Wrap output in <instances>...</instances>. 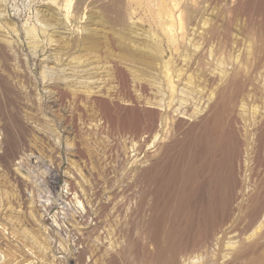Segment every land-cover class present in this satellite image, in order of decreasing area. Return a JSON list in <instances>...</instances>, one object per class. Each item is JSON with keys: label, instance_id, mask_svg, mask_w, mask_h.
Here are the masks:
<instances>
[{"label": "rangeland", "instance_id": "374dc122", "mask_svg": "<svg viewBox=\"0 0 264 264\" xmlns=\"http://www.w3.org/2000/svg\"><path fill=\"white\" fill-rule=\"evenodd\" d=\"M260 15L264 0H0V264H264V76L212 106L245 54L264 59Z\"/></svg>", "mask_w": 264, "mask_h": 264}, {"label": "bare ground", "instance_id": "6f19581e", "mask_svg": "<svg viewBox=\"0 0 264 264\" xmlns=\"http://www.w3.org/2000/svg\"><path fill=\"white\" fill-rule=\"evenodd\" d=\"M151 1V0H150ZM161 0H159L160 2ZM197 1V0H196ZM194 2V1H193ZM163 3V2H162ZM181 2H179L180 4ZM167 4V3H166ZM159 5V4H158ZM198 5V4H196ZM164 6V5H163ZM159 8V7H158ZM167 8V7H166ZM180 8V6H179ZM197 8V7H196ZM161 9V8H160ZM183 9V8H182ZM159 10V9H158ZM157 10V11H158ZM163 10V9H162ZM174 10V9H173ZM172 10V11H173ZM176 10V9H175ZM185 10V9H184ZM161 11V10H160ZM186 11V10H185ZM175 12V11H174ZM159 13V12H158ZM165 13V12H164ZM161 14V13H160ZM181 14V13H180ZM254 13H250V15H248L249 17V23L251 24V30L253 29L254 31L258 32L259 29V26L261 25V23H257V17H255L253 15ZM159 15V14H157ZM153 16V15H152ZM156 16V15H155ZM161 16V15H160ZM182 16V15H181ZM168 17V16H167ZM161 18V17H160ZM169 18V17H168ZM261 19V21L263 22L264 21V15H260L258 16V19ZM155 19V18H154ZM163 19V18H161ZM157 20V18H156ZM171 21V20H170ZM169 21V22H170ZM185 21V20H184ZM157 23V22H156ZM164 24V23H163ZM162 24V25H163ZM168 24V23H167ZM187 24V22H186ZM185 24V26H186ZM258 24V26L256 25ZM168 26V25H167ZM171 26H172V23L169 24L168 26V31L170 32L172 29H171ZM180 26V25H179ZM181 26H182V22H181ZM180 26V29H182ZM212 27V26H211ZM216 27V26H215ZM185 28V27H184ZM215 28H211L209 31L211 30H214ZM180 33H181V30H179ZM167 32V31H166ZM173 33V32H172ZM184 33V32H183ZM186 33V31H185ZM168 33H166L167 35ZM258 35V34H257ZM257 35H253L255 38H258V39H255L257 41L260 40V37L262 36L264 38V33L263 34H260V36L258 37ZM168 36V35H167ZM179 36V35H178ZM173 37H174V34H173ZM172 37V38H173ZM171 39V36L169 37ZM176 38V37H175ZM183 38V37H181ZM253 38V37H252ZM172 40V39H171ZM256 41V42H257ZM177 43V41L175 42ZM173 45V44H172ZM177 46V45H176ZM182 46V45H181ZM222 48V47H220ZM173 49V48H172ZM253 49V47L251 48ZM0 50L2 51L0 54L2 56L4 50L2 48H0ZM222 50V49H221ZM173 51V50H172ZM231 50L228 51V56H230V52ZM221 52V51H220ZM230 52V53H229ZM225 54V53H224ZM232 54V53H231ZM220 56V55H219ZM222 56V55H221ZM226 56V55H225ZM219 59L222 60L221 57H218ZM225 59V57H224ZM229 59V57L227 58ZM227 59L226 62H227ZM218 60V59H217ZM243 60H246V62H243V63H239L237 62V64L232 68V70L229 72V75H228V79H227V83H225V87L223 86L222 88V91H218L217 92V99L215 100L214 102V105L212 104V106L217 107V106H221V108L226 105V104H233L235 102H238L240 99H244L246 97H256V94L255 93V89H257V82L259 81V79L261 78V76H264V59L263 57H261L258 53V49L256 48V51H249L248 54H245V57L243 58ZM234 61V60H233ZM239 61V60H238ZM219 62V61H218ZM226 62H224L226 64ZM223 63V65H224ZM230 63H233V62H230ZM246 63V64H245ZM222 64V63H221ZM226 66V65H225ZM227 67V66H226ZM117 68V67H116ZM228 70V69H227ZM226 71V70H225ZM224 72V71H223ZM172 73V72H171ZM222 73V72H221ZM122 74V73H121ZM166 75V74H165ZM169 75V74H168ZM167 75V77H169ZM121 76H124V75H121ZM168 79V78H167ZM171 79V78H170ZM170 79H168V81L170 82ZM213 80V79H212ZM121 81V80H120ZM165 81V80H164ZM123 82V80H122ZM125 82V80H124ZM167 82V81H166ZM173 83V82H172ZM264 84V80L262 82ZM166 84V83H165ZM170 84V83H169ZM174 84V83H173ZM125 85V84H124ZM169 86V85H168ZM173 86V85H172ZM175 86V85H174ZM125 87V86H124ZM8 89V88H6ZM229 89L230 92L229 95L225 96V93L227 92V90ZM221 90V89H220ZM59 92V95H58V98L59 100H61L64 95L61 91L57 90ZM173 91V90H172ZM4 93V92H3ZM9 93V92H8ZM5 94V93H4ZM227 94V93H226ZM171 95V93H170ZM223 99L224 102H223ZM58 100V101H59ZM260 101L264 103V93H262V96L260 98ZM5 102V101H4ZM101 105V103H100ZM99 106V105H98ZM213 108V109H214ZM211 109V108H209ZM224 109V108H223ZM222 109V110H223ZM149 112V111H148ZM212 112V111H211ZM221 114V110H220V113ZM9 116V115H8ZM221 116V115H220ZM157 117V112L156 111H151L150 112V115H149V122H148V129L152 128L153 126V123L155 122V119ZM19 123V122H18ZM9 128L3 130V139L4 141H7V140H12L11 138V135H10V132L11 130H8ZM1 135V134H0ZM15 135V134H13ZM18 135V134H17ZM255 135L257 136L256 139H262L264 138V131H262L261 129H258L257 132L255 133ZM21 136V134H20ZM260 137V138H259ZM2 142V141H1ZM3 147V146H2ZM187 243V242H186ZM208 244V241L204 240V239H197V241L193 240V241H189V244H186L187 247L191 248V249H194L196 247H203L205 244ZM206 246V245H205ZM207 248V247H206ZM207 251H208V248H207ZM203 254V252H202ZM201 254V255H202ZM204 255V254H203ZM248 255V252L247 251H244L243 253V257L247 256ZM195 256V255H194ZM242 256H240V258H242ZM196 257V256H195ZM201 257V256H200ZM194 259V258H193ZM203 260V259H202ZM201 260V261H202ZM230 261V260H228ZM234 261V260H233ZM227 262V261H226ZM231 262V261H230ZM235 262V261H234ZM202 263V262H201ZM207 263V262H205ZM224 264V263H223ZM231 264V263H230ZM236 264V263H235Z\"/></svg>", "mask_w": 264, "mask_h": 264}]
</instances>
